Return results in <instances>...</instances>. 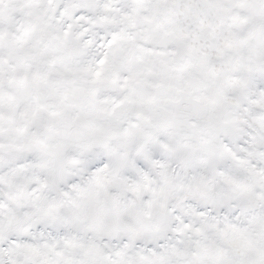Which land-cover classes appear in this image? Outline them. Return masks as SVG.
<instances>
[{
    "label": "snow or ice",
    "instance_id": "6c2138e0",
    "mask_svg": "<svg viewBox=\"0 0 264 264\" xmlns=\"http://www.w3.org/2000/svg\"><path fill=\"white\" fill-rule=\"evenodd\" d=\"M0 264H264V0H0Z\"/></svg>",
    "mask_w": 264,
    "mask_h": 264
}]
</instances>
